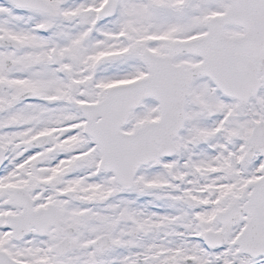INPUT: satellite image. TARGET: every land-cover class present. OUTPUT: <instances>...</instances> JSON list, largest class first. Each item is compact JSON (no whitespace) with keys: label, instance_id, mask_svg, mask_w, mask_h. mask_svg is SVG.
Segmentation results:
<instances>
[{"label":"snow or ice","instance_id":"1","mask_svg":"<svg viewBox=\"0 0 264 264\" xmlns=\"http://www.w3.org/2000/svg\"><path fill=\"white\" fill-rule=\"evenodd\" d=\"M0 264H264V0H0Z\"/></svg>","mask_w":264,"mask_h":264}]
</instances>
